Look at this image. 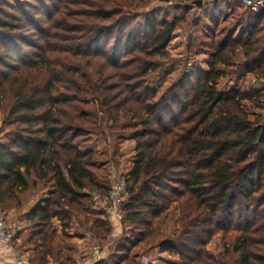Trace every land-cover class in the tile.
<instances>
[{
    "label": "trees",
    "instance_id": "16d2710c",
    "mask_svg": "<svg viewBox=\"0 0 264 264\" xmlns=\"http://www.w3.org/2000/svg\"><path fill=\"white\" fill-rule=\"evenodd\" d=\"M150 4L95 0L85 13L72 10L85 5L76 0H0V105L3 122L16 125L0 142V209L41 201V188L50 187L45 204L25 218L33 264H76L80 249L71 240L90 224L91 193L111 191L98 180L99 150L85 147L97 135L116 151L123 140L136 142L125 222L159 217L174 193L182 230L163 245L182 263L208 264L192 243L193 230L209 226L234 233L222 256L227 264H264V118L252 110L264 111V9L238 23L231 34H240L218 46L207 70L193 66L158 96L153 72L164 63L151 58L169 59L177 21L159 20ZM228 76L236 84L221 88ZM100 119L115 140L98 128ZM88 232L109 235L107 218Z\"/></svg>",
    "mask_w": 264,
    "mask_h": 264
},
{
    "label": "rangeland",
    "instance_id": "374dc122",
    "mask_svg": "<svg viewBox=\"0 0 264 264\" xmlns=\"http://www.w3.org/2000/svg\"><path fill=\"white\" fill-rule=\"evenodd\" d=\"M4 1L17 6L24 0ZM76 1L83 2L85 5L74 7L72 10H83L85 13L90 12V4L95 2V0ZM200 2V4H195L189 0H150V10H158L157 16L159 20L168 18L170 21H177V29L174 32L172 42L168 46L169 59L162 61L158 57L151 58L155 66H158L160 62L164 63L162 68L157 72H153V83L151 85L159 91L158 96L165 93L169 87L179 81L181 76L187 74L189 70H194L193 66L196 68V71H198L197 69L207 70V63L211 60L213 52L218 51V46L229 36L237 37L240 34V29L233 34L231 33L237 28L239 22L245 20L246 15L250 12L236 1L200 0ZM214 5H217L216 10L214 9ZM13 12L12 14L17 13V11ZM18 15H20V12ZM140 21L142 22L143 19L141 18ZM24 49L29 53L34 51L28 46H25ZM238 60L241 62L242 58ZM225 70L231 72L232 68H226ZM247 78V82L255 80L253 76ZM235 84L236 82L228 76L221 81V88H224V85H226L227 89L229 86L233 87ZM89 100L93 101L92 99ZM252 110L263 115L264 118V111L259 109ZM6 117L7 111L0 105V142L2 140L6 142L8 138H11L16 129V125H8L3 122ZM99 125H102L101 129L105 130L107 136H110V140H115L114 137L112 138L109 135L111 133L106 129V122L100 119L98 128ZM90 129H95V134H99L97 128L90 127ZM85 147L99 150L97 154L99 168L96 170L99 181L104 182L111 190L114 186L126 181L127 188H129L127 182L128 173L134 165L136 155V142L134 140H123L119 150L116 151L111 142L107 143L105 138L97 135L95 137L91 136L87 143H85ZM104 151L105 153L103 154L102 152ZM172 186L178 191L184 190L180 184L172 183ZM49 189L50 187L41 188L39 196H42V201L48 198ZM43 192H47V194ZM30 193L24 196L25 200L32 197ZM98 193L100 192L95 190L91 194L93 196ZM129 193L128 189L126 199ZM168 194L172 202L163 214L159 217L147 214L142 222L136 224L125 222L124 205L122 207L123 219L120 222L111 223L104 211L97 209L89 202L92 211L90 215L86 216L89 218L90 224L87 230L85 228L81 229L82 232L89 234L88 230L92 222L96 218L105 219V217L111 227V232L109 235H104L102 239H96L95 236L90 235L88 236V241L84 242L83 245H79L71 240V242L82 246L86 250V253H82L79 250V253L75 255L76 264H97L106 258L113 259L109 264H115L118 258L121 260L120 264H184L179 255L173 254L171 250H166L165 245H163V242L171 240L175 234L182 230V224L179 222L180 196L169 192ZM14 206L3 207L0 209V212H7L10 218L24 222L20 217V207ZM86 216L84 217V221H86ZM74 230L75 228L73 232ZM149 230L153 232H151L152 235L149 236V240L142 241L141 235L144 231L148 232ZM193 231L196 242L192 243V247H195L197 252L203 253L207 257L208 264H227V260L223 259L222 256L225 253L231 236L234 235L233 232H229L228 234H225L223 231L212 233V228L209 226H206L205 229L203 228L202 232L198 228H195ZM94 247H97L100 252L99 258L97 255L95 258L92 255ZM127 256L128 259L124 261Z\"/></svg>",
    "mask_w": 264,
    "mask_h": 264
},
{
    "label": "built area",
    "instance_id": "2783aa9c",
    "mask_svg": "<svg viewBox=\"0 0 264 264\" xmlns=\"http://www.w3.org/2000/svg\"><path fill=\"white\" fill-rule=\"evenodd\" d=\"M243 8L259 13L264 9V0H236ZM126 182V181H125ZM123 182L112 188L107 194H94L93 202L94 206L104 211L111 223L120 222L123 219L122 207L126 200L128 188L126 183ZM23 230L22 223L18 220H14L9 217L8 213L2 212L0 214V245H3L7 249L13 250L14 241L18 238V235ZM17 264H33L32 262L21 257L19 253H14ZM96 255L100 256V252L97 250Z\"/></svg>",
    "mask_w": 264,
    "mask_h": 264
},
{
    "label": "crops",
    "instance_id": "0c3cea01",
    "mask_svg": "<svg viewBox=\"0 0 264 264\" xmlns=\"http://www.w3.org/2000/svg\"><path fill=\"white\" fill-rule=\"evenodd\" d=\"M230 1H236V0H230ZM238 2V1H236ZM240 4V3H239ZM241 5V4H240ZM249 11V10H248ZM252 12V11H251ZM48 192V191H47ZM47 192H45L47 194ZM45 204L44 201H38L34 202V199L27 200L23 203V205L20 207V217L23 219L24 222L20 220V222L23 225V230L18 235V238L14 241L13 244V250L5 248L3 245H0V264H17V260L15 257V252L19 253L21 257L25 258L26 260L31 262V259L34 258V250L32 244H24V236L28 233L29 228L31 227V224H29L25 218L27 215V212L31 209H39L41 206ZM2 212H0L1 214ZM7 213V212H6ZM27 223V224H25ZM59 232L60 229H59ZM71 232L73 230L71 229ZM61 234V233H60ZM92 235L91 233H84L80 235L81 237L73 238L72 241H75L79 245H83L84 242L88 241V236ZM20 244V245H19ZM79 249L82 251V253H86L85 248H82V246H79ZM98 248L94 247V250L92 251V255L95 258ZM86 256V255H83ZM51 264H54L52 262Z\"/></svg>",
    "mask_w": 264,
    "mask_h": 264
},
{
    "label": "water",
    "instance_id": "95a60500",
    "mask_svg": "<svg viewBox=\"0 0 264 264\" xmlns=\"http://www.w3.org/2000/svg\"><path fill=\"white\" fill-rule=\"evenodd\" d=\"M200 3H201V2H200ZM200 3H199V4H200Z\"/></svg>",
    "mask_w": 264,
    "mask_h": 264
}]
</instances>
